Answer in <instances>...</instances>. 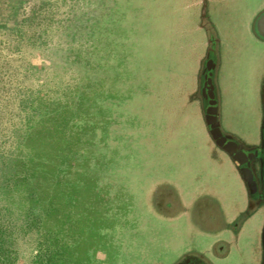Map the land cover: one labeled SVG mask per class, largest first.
Instances as JSON below:
<instances>
[{
  "label": "rangeland",
  "instance_id": "1",
  "mask_svg": "<svg viewBox=\"0 0 264 264\" xmlns=\"http://www.w3.org/2000/svg\"><path fill=\"white\" fill-rule=\"evenodd\" d=\"M262 8L264 0H0V217L15 264H35L34 213L35 226L56 232L60 264H168L217 242L219 256L224 243L232 250L220 264L251 261L260 218L246 214L229 161L209 154L202 94L175 82L188 83L216 48L215 130L219 121L255 136L264 41L252 25ZM122 64L123 118L112 127L97 101L112 97L109 74ZM64 133L72 151L59 145ZM34 163L44 169L36 176ZM47 169L62 183L52 186ZM116 221L135 249L119 254Z\"/></svg>",
  "mask_w": 264,
  "mask_h": 264
},
{
  "label": "flooded vegetation",
  "instance_id": "2",
  "mask_svg": "<svg viewBox=\"0 0 264 264\" xmlns=\"http://www.w3.org/2000/svg\"><path fill=\"white\" fill-rule=\"evenodd\" d=\"M259 17H263L264 27V8H262L257 14L252 25V31L256 38L264 41V36H260L257 32L256 23ZM215 49L212 51L213 56L211 55L210 59L205 60V68L201 73L200 79L202 87L204 86L202 92L203 96L207 93L205 87L206 76L208 77L210 75V70H214L217 64ZM208 66L210 67L209 69ZM213 70H211L212 73L210 77L211 86L209 82L210 89L212 90L210 93L213 92V90L215 91ZM261 78V84L258 88V95L261 102V115L256 135L250 136V144L244 145L238 139L229 136L221 129L222 126L220 124H218L219 133H217L215 130V121L212 129L208 123V118L210 112L209 100L213 99H208L207 97L203 98L205 125L208 129V135L211 138L213 145V151H209V154L213 153L212 156L216 161L220 160V162H222L223 160L220 159L221 156L229 161L230 170L234 171V174L240 179V182L245 189L246 200L248 202L246 214L252 215L255 213V215L260 218L257 227V235H255V245L248 250L251 256V261H246L245 264H264V72ZM215 93L214 98L215 102H217ZM217 123H219V121ZM217 228L218 226L214 225V227L210 229L213 231L217 230ZM217 243L219 244V242ZM218 244L210 243V246L206 249L198 248L189 249L188 251L183 250L180 255L168 264H220V262L222 263L227 254L232 250L230 244L224 243L223 245L226 244L228 248L227 253L219 256L215 251L216 245Z\"/></svg>",
  "mask_w": 264,
  "mask_h": 264
},
{
  "label": "trees",
  "instance_id": "3",
  "mask_svg": "<svg viewBox=\"0 0 264 264\" xmlns=\"http://www.w3.org/2000/svg\"><path fill=\"white\" fill-rule=\"evenodd\" d=\"M115 23H116V21H115ZM116 67H117V65H116ZM122 67H123V64L121 66L118 65V67L115 69V71H113L111 74H109V76L112 77V78H110L111 84L110 83L106 84L107 90L105 93H110L109 95H111L112 97H108L106 100L99 99L98 100L99 102L97 101V104H100L101 106L103 105V107L108 112H110V114H111L110 118L112 120V123L110 125H112V127L120 126V124H118V123L123 118L122 115H120L121 103L123 101H121L120 99H117V95L119 93L118 87H120V86L124 87V85H126L125 82H123L122 77L121 76L119 77V72L121 71ZM82 87L84 88L83 85H82ZM122 91H124V93H125L126 90L123 89ZM125 95H127V94L125 93ZM73 96H76L75 98L77 100H78V98H82V94L80 95L79 91H77V93L73 94ZM67 117L68 116H66V117L64 116V118H67ZM63 136L64 137H60V144L59 145H60L61 149H64V151L67 152L68 149L70 148L69 150L72 151V146H70V144L67 142V140H68L67 134L64 133ZM76 147L77 146H75V148ZM121 153H123V150H121ZM68 163L69 162H67V164ZM63 167H64V164H63ZM38 168H39V164L34 163L33 169L31 171V173L29 172V174H32V172L35 171L32 175L36 176V173L39 172ZM41 171H44L42 166H41L40 172ZM29 174H28V176H29ZM38 174H37V178H38ZM45 174H46V178L48 176V178L52 179V184H51L52 186L56 185L57 182H59V184L62 183L61 179H60V177L56 171H50V169L49 170L47 169V172ZM53 180L56 181V184H53V182H54ZM37 182L39 183V186L42 185L41 180H37ZM48 182L51 183L50 181H48ZM31 188H32V193H30V194H32L34 197L35 196L37 197L38 195H37V192L35 190V189H37L36 186L32 185ZM50 207H51V205H50ZM34 214L35 215H31V219L28 221V224L33 225V227H36L35 230H37V232H38V238L36 240V246H35L36 251L34 253V257L36 260V261H34L35 264H37L36 262H38V261L41 262V264H60L58 262L62 261L63 257H57V253L60 254L61 250L60 249L55 250L53 248V243H52L53 242L52 239H54V236H56V232L55 231L52 232L51 230H43L40 226H35V225H39L42 223V216H36V213H34ZM117 223H119V222L116 221L115 230L117 231V235H116L115 240H118L116 244L119 245V249H118L119 254L121 253V250L126 248V246L130 247V245L131 246L133 245V247H134L133 249H135V247L137 246V243H136V240L134 241V238L132 240L129 239L128 225L127 224H125V226L122 225L121 221H120L119 225ZM131 223L132 224L134 223L133 220L131 221ZM9 230L10 229H9L8 223L5 222L2 217H0V264H15V257H14L15 254H14V250L11 248V240H10L11 239V231H9ZM123 235H125V236L123 237ZM132 251H134V253H133L134 255H139V253L137 251H135V250H132ZM97 262H98V260H97Z\"/></svg>",
  "mask_w": 264,
  "mask_h": 264
},
{
  "label": "crops",
  "instance_id": "4",
  "mask_svg": "<svg viewBox=\"0 0 264 264\" xmlns=\"http://www.w3.org/2000/svg\"><path fill=\"white\" fill-rule=\"evenodd\" d=\"M216 37H219V35L216 33ZM208 41L209 40H206V42H205V44L208 46ZM218 41V40H217ZM206 46V47H207ZM199 57V56H198ZM206 58H207V54H202L201 56H200V58H198V60L196 61L198 64H199V67L194 71V74H193V76L191 77V80L190 81H188V83L184 80V77H181V78H179V80L178 81H176L175 83H178V85H179V87H185V89H186V92L188 93V95H193V93H195V91H198L199 93H201L202 94V92H203V88H204V86L202 87V82H201V79H200V77H201V73H202V71H203V69L205 68V60H206ZM208 69H209V67H208ZM216 69H217V66H215V69L213 70V69H211V70H213L214 71V80H215V91L213 90V92H211V94H212V99H213V96H214V93H215V95H216V97L218 96V92H219V90H218V87H217V84H216V80H217V73H216ZM174 84V83H173ZM205 90V89H204ZM212 91V90H211ZM208 95V93H205V97H207L208 99H209V97L207 96ZM203 94H202V99H203ZM193 100H195V99H193ZM206 123H205V118L203 119V123H202V125L201 126H199L200 127V129H202L203 131H204V134H205V136L203 135V137H206V139L208 138V139H210L211 140V138L209 137V135H208V129H207V127H206V125H205ZM219 124V123H218ZM226 134H228L229 136H231V137H234V138H236V139H238L242 144H244V145H247V144H250V142H251V138H250V136H248V135H245V134H238V133H236L235 131H233V130H229V129H224L223 127L221 128ZM193 132V131H192ZM193 133H196L195 131L193 132ZM204 139V138H203ZM212 141V140H211Z\"/></svg>",
  "mask_w": 264,
  "mask_h": 264
},
{
  "label": "water",
  "instance_id": "5",
  "mask_svg": "<svg viewBox=\"0 0 264 264\" xmlns=\"http://www.w3.org/2000/svg\"><path fill=\"white\" fill-rule=\"evenodd\" d=\"M256 26H257V32H258V34L260 36H264L263 17H259L258 18L257 23H256ZM210 88L211 87L209 86V83H208V86L206 87L207 93H208L207 96L209 97V99H212V94L210 93V91H211ZM212 102H213V100H209L210 107H211V109H210L211 112H213L212 111V108H213L212 107ZM210 115L211 114L209 112L208 123H209L210 127L213 129V127H214V118L212 116H210Z\"/></svg>",
  "mask_w": 264,
  "mask_h": 264
}]
</instances>
